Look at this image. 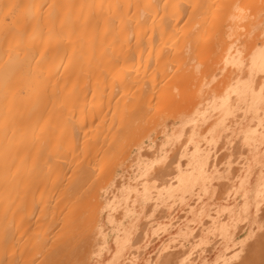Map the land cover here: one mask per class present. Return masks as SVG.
<instances>
[{
  "label": "bare ground",
  "instance_id": "6f19581e",
  "mask_svg": "<svg viewBox=\"0 0 264 264\" xmlns=\"http://www.w3.org/2000/svg\"><path fill=\"white\" fill-rule=\"evenodd\" d=\"M255 1L0 0V264H264Z\"/></svg>",
  "mask_w": 264,
  "mask_h": 264
},
{
  "label": "rangeland",
  "instance_id": "374dc122",
  "mask_svg": "<svg viewBox=\"0 0 264 264\" xmlns=\"http://www.w3.org/2000/svg\"><path fill=\"white\" fill-rule=\"evenodd\" d=\"M256 2H259V0L257 1H255V3ZM260 6H259V3H257L258 5H256L257 6V11H258V14H257V17H259L261 14H263L264 15V2L262 1H260ZM263 3V4H262ZM126 163H127V161H126Z\"/></svg>",
  "mask_w": 264,
  "mask_h": 264
}]
</instances>
